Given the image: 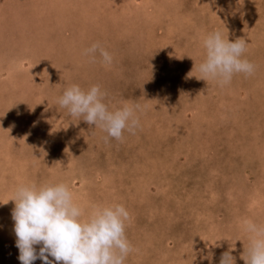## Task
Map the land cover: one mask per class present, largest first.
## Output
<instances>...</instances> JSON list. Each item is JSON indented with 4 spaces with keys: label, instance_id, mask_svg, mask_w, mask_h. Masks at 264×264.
<instances>
[{
    "label": "rangeland",
    "instance_id": "1",
    "mask_svg": "<svg viewBox=\"0 0 264 264\" xmlns=\"http://www.w3.org/2000/svg\"><path fill=\"white\" fill-rule=\"evenodd\" d=\"M213 30L245 40L251 75L199 79ZM0 34V201L21 182H63L85 212L126 208L124 264L226 251L244 264L242 223L264 224V0H0ZM93 43L111 64L83 54ZM69 84L138 104L134 134L68 115L56 101ZM13 207L0 204V264H20Z\"/></svg>",
    "mask_w": 264,
    "mask_h": 264
},
{
    "label": "clouds",
    "instance_id": "2",
    "mask_svg": "<svg viewBox=\"0 0 264 264\" xmlns=\"http://www.w3.org/2000/svg\"><path fill=\"white\" fill-rule=\"evenodd\" d=\"M202 59L196 65L199 79L217 86L230 83L234 74L251 75L254 66L243 57L246 42L230 41L218 30L200 38ZM84 55L104 65L112 62L111 54L97 43L84 50ZM105 93L99 85L82 89L77 84L64 87L56 103L67 114L106 132V138L120 140L127 131L134 134L138 127V104L121 101L111 108L104 103ZM12 230L20 264H124L131 251L125 236L129 213L120 203H93L87 212L76 204L63 182L18 183L11 196ZM248 234L244 264H264V224L244 220ZM34 246H39L38 251ZM51 257L52 259H49ZM219 264H234L229 252H224Z\"/></svg>",
    "mask_w": 264,
    "mask_h": 264
},
{
    "label": "bare ground",
    "instance_id": "3",
    "mask_svg": "<svg viewBox=\"0 0 264 264\" xmlns=\"http://www.w3.org/2000/svg\"><path fill=\"white\" fill-rule=\"evenodd\" d=\"M24 28V27H23ZM1 35V34H0ZM8 81H10V80H8Z\"/></svg>",
    "mask_w": 264,
    "mask_h": 264
}]
</instances>
